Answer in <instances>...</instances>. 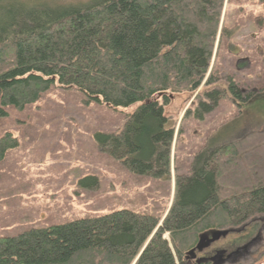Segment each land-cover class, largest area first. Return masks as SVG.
Listing matches in <instances>:
<instances>
[{
	"label": "trees",
	"instance_id": "1",
	"mask_svg": "<svg viewBox=\"0 0 264 264\" xmlns=\"http://www.w3.org/2000/svg\"><path fill=\"white\" fill-rule=\"evenodd\" d=\"M224 3L0 0V118L7 108L36 104L56 84L113 111L139 104L120 134H97L96 142L132 174L170 179L175 131L164 106L173 94L217 86L211 63ZM227 92L240 109L253 100L234 82ZM221 96L214 91L207 98L215 104ZM214 104H201L196 119ZM19 146L11 134L1 137L0 163ZM79 185L96 189L98 181L89 177ZM175 186L162 218L124 209L0 237V264H192L202 236L264 215V130L215 153L203 151ZM253 230L239 233L233 246Z\"/></svg>",
	"mask_w": 264,
	"mask_h": 264
},
{
	"label": "rangeland",
	"instance_id": "2",
	"mask_svg": "<svg viewBox=\"0 0 264 264\" xmlns=\"http://www.w3.org/2000/svg\"><path fill=\"white\" fill-rule=\"evenodd\" d=\"M88 1L53 0L62 6ZM213 52L211 68L217 72V86L173 94L164 106L175 131L170 179L134 175L96 142L97 134H120L139 104L113 111L86 104L78 91L56 84L23 111L5 109L8 116L0 118V138L11 134L20 146L0 164V236H16L31 225L43 228L46 223L66 224L124 209L165 216L175 197L176 178L190 174L197 155L207 149L215 153L264 130V4L225 0ZM230 82L253 100L238 108L227 92ZM214 91L223 95L215 104L207 98ZM159 103L164 104L162 98ZM204 103L216 109L198 121L194 112ZM89 177L97 179L96 189L80 187V181ZM256 227L244 244L233 246L240 240L239 233L248 235ZM220 230L230 235L209 249L212 257L227 251L236 254L230 261L224 256L227 264H264V215L242 227ZM213 233L206 236L211 239Z\"/></svg>",
	"mask_w": 264,
	"mask_h": 264
},
{
	"label": "water",
	"instance_id": "3",
	"mask_svg": "<svg viewBox=\"0 0 264 264\" xmlns=\"http://www.w3.org/2000/svg\"><path fill=\"white\" fill-rule=\"evenodd\" d=\"M228 234H229L228 231H226V232L225 231H219V232H214L211 236L212 237L211 239H209L207 236H202L200 244L197 246V248L195 250L192 251L191 256L193 258H196V251L202 253L204 250L210 248L213 243L219 241L222 238H226L228 236ZM225 253H226L225 251H220V252H218L216 257H214L210 260L199 259L197 262H198V264L207 263L209 261L213 262L214 264H226L227 259L224 258Z\"/></svg>",
	"mask_w": 264,
	"mask_h": 264
},
{
	"label": "flooded vegetation",
	"instance_id": "4",
	"mask_svg": "<svg viewBox=\"0 0 264 264\" xmlns=\"http://www.w3.org/2000/svg\"><path fill=\"white\" fill-rule=\"evenodd\" d=\"M209 251V250H208ZM206 252V253H204V256H202V257H204V258H208V259H210V257H212L213 256V251H210V252ZM226 253H227V251H226ZM225 253V255H226V257L228 258V260L230 261L231 259H233V257L235 256L236 257V254H229L228 255V253L226 254ZM231 256V257H230ZM230 257V258H229ZM192 262H194L193 260H192Z\"/></svg>",
	"mask_w": 264,
	"mask_h": 264
},
{
	"label": "crops",
	"instance_id": "5",
	"mask_svg": "<svg viewBox=\"0 0 264 264\" xmlns=\"http://www.w3.org/2000/svg\"><path fill=\"white\" fill-rule=\"evenodd\" d=\"M1 164V163H0ZM2 198L0 199V202H2ZM32 226H34V225H31L30 227H32ZM25 229L23 228L22 230H21V232H19V234H21L23 231H24ZM6 231H7V229H6ZM18 235V234H17ZM0 237H2V236H0Z\"/></svg>",
	"mask_w": 264,
	"mask_h": 264
}]
</instances>
